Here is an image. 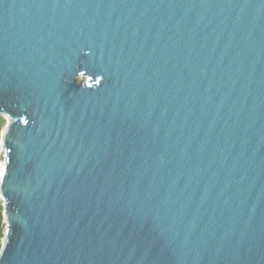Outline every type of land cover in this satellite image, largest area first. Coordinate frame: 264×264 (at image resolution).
I'll use <instances>...</instances> for the list:
<instances>
[{
	"label": "water",
	"instance_id": "obj_1",
	"mask_svg": "<svg viewBox=\"0 0 264 264\" xmlns=\"http://www.w3.org/2000/svg\"><path fill=\"white\" fill-rule=\"evenodd\" d=\"M0 264H264V0H0Z\"/></svg>",
	"mask_w": 264,
	"mask_h": 264
},
{
	"label": "trees",
	"instance_id": "obj_2",
	"mask_svg": "<svg viewBox=\"0 0 264 264\" xmlns=\"http://www.w3.org/2000/svg\"><path fill=\"white\" fill-rule=\"evenodd\" d=\"M4 122V118L3 116L0 114V127ZM0 138H1V134H0ZM2 152H1V146H0V161L2 160ZM3 200L0 199V249L2 246V240L5 234V229H6V223H5V219H4V214H3Z\"/></svg>",
	"mask_w": 264,
	"mask_h": 264
},
{
	"label": "rangeland",
	"instance_id": "obj_3",
	"mask_svg": "<svg viewBox=\"0 0 264 264\" xmlns=\"http://www.w3.org/2000/svg\"><path fill=\"white\" fill-rule=\"evenodd\" d=\"M3 116V118H4V122H3V124L1 125V127H0V134L2 135V133H3V131H4V129H5V127H6V124H7V122H8V119L4 116V115H2ZM0 142H1V138H0ZM2 152V151H1ZM2 160L0 161V170H1V164H2V161L4 160V154H3V152H2ZM4 213V212H3Z\"/></svg>",
	"mask_w": 264,
	"mask_h": 264
}]
</instances>
